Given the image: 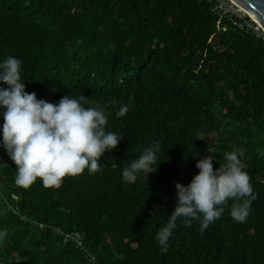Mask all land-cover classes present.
I'll return each instance as SVG.
<instances>
[{
  "label": "trees",
  "instance_id": "16d2710c",
  "mask_svg": "<svg viewBox=\"0 0 264 264\" xmlns=\"http://www.w3.org/2000/svg\"><path fill=\"white\" fill-rule=\"evenodd\" d=\"M219 19L208 0H0V60L23 62L25 90L54 103L83 94L123 135L101 171L59 188L17 185L0 147V264H264V40ZM154 142L156 171L125 182L124 166ZM236 148L256 196L246 221L232 219L230 199L203 233L179 218L162 251L175 183L191 181L197 159L210 153L216 168ZM70 232L94 257L64 241Z\"/></svg>",
  "mask_w": 264,
  "mask_h": 264
},
{
  "label": "clouds",
  "instance_id": "9594fccd",
  "mask_svg": "<svg viewBox=\"0 0 264 264\" xmlns=\"http://www.w3.org/2000/svg\"><path fill=\"white\" fill-rule=\"evenodd\" d=\"M22 63L11 55L0 60V109H4L0 147L15 163L16 184L27 187L39 178L45 187L59 188L66 175L76 176L85 169L89 175L101 171L104 165L98 162L100 157L123 139L122 134L106 130V109L100 105L85 107L89 97L83 94L64 95L58 103L38 99L35 92L25 90ZM128 111L129 106L121 105L116 115L122 117ZM159 150L158 142L145 147L138 159L124 166L123 180L135 183L138 173L155 172L161 160L157 158ZM243 155L241 148L225 152V163L214 168L216 159L206 154L196 160L199 171L188 184L175 183L174 210L155 236L162 251L168 250L179 218H184L186 226L197 221L203 233L222 216L230 199L238 201L231 207L232 219L246 221L256 196L244 171ZM7 235V229H0V243Z\"/></svg>",
  "mask_w": 264,
  "mask_h": 264
},
{
  "label": "built area",
  "instance_id": "2783aa9c",
  "mask_svg": "<svg viewBox=\"0 0 264 264\" xmlns=\"http://www.w3.org/2000/svg\"><path fill=\"white\" fill-rule=\"evenodd\" d=\"M210 3L211 12L219 16V21L227 19L238 25L240 28H247L252 30L257 36L264 40V29L260 24L256 22L249 14L244 11L233 0H208ZM248 16L250 19H248ZM218 21V22H219ZM63 234V232H62ZM69 239H73L77 246L84 252L94 257V255L88 250L83 242L82 236L79 232H70L65 235V242Z\"/></svg>",
  "mask_w": 264,
  "mask_h": 264
},
{
  "label": "water",
  "instance_id": "95a60500",
  "mask_svg": "<svg viewBox=\"0 0 264 264\" xmlns=\"http://www.w3.org/2000/svg\"><path fill=\"white\" fill-rule=\"evenodd\" d=\"M264 29V0H233Z\"/></svg>",
  "mask_w": 264,
  "mask_h": 264
}]
</instances>
